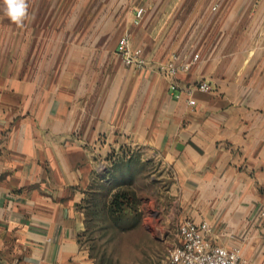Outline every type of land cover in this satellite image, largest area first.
Masks as SVG:
<instances>
[{
  "label": "crops",
  "instance_id": "crops-1",
  "mask_svg": "<svg viewBox=\"0 0 264 264\" xmlns=\"http://www.w3.org/2000/svg\"><path fill=\"white\" fill-rule=\"evenodd\" d=\"M26 3L17 25L0 0V264H96L80 205L122 147L170 171L178 224L264 264V0ZM127 34L144 68L123 62Z\"/></svg>",
  "mask_w": 264,
  "mask_h": 264
},
{
  "label": "rangeland",
  "instance_id": "rangeland-1",
  "mask_svg": "<svg viewBox=\"0 0 264 264\" xmlns=\"http://www.w3.org/2000/svg\"><path fill=\"white\" fill-rule=\"evenodd\" d=\"M105 158L99 182L96 178L80 205L85 217L81 246L96 264H170L169 252L178 243L170 171L141 149H113ZM118 192L127 193L132 203L125 199L124 211L113 215L111 201Z\"/></svg>",
  "mask_w": 264,
  "mask_h": 264
},
{
  "label": "built area",
  "instance_id": "built-area-1",
  "mask_svg": "<svg viewBox=\"0 0 264 264\" xmlns=\"http://www.w3.org/2000/svg\"><path fill=\"white\" fill-rule=\"evenodd\" d=\"M143 8L136 11V16L140 19L143 16ZM120 54L123 62L137 69L146 66V58L141 47L133 48L130 44L129 35H125L120 40ZM199 57L194 55L191 59L181 56H173L161 69L167 76H175L180 72L188 71L192 64L197 62ZM172 89L176 88L173 83ZM199 88L209 91L212 86L209 82L203 81ZM180 94H178V97ZM191 105L196 104L195 99H190ZM264 216V212H262ZM211 228L206 221L195 222L185 219L178 224L177 238L178 243L174 244L168 256L170 264H251L242 254L239 248H228L215 244L210 238Z\"/></svg>",
  "mask_w": 264,
  "mask_h": 264
},
{
  "label": "clouds",
  "instance_id": "clouds-1",
  "mask_svg": "<svg viewBox=\"0 0 264 264\" xmlns=\"http://www.w3.org/2000/svg\"><path fill=\"white\" fill-rule=\"evenodd\" d=\"M5 14L9 20L17 25H21L27 16L26 0H4Z\"/></svg>",
  "mask_w": 264,
  "mask_h": 264
},
{
  "label": "trees",
  "instance_id": "trees-1",
  "mask_svg": "<svg viewBox=\"0 0 264 264\" xmlns=\"http://www.w3.org/2000/svg\"><path fill=\"white\" fill-rule=\"evenodd\" d=\"M119 170H120V172L118 173L117 176H119L121 174L122 170L120 169V167H119ZM113 172L115 173V169H113ZM130 197H132V194ZM125 199H127L129 202L131 201V203H132V200L129 198L127 193L118 192L113 196L112 201H111V206H110L111 213L113 215H116L117 212L124 211Z\"/></svg>",
  "mask_w": 264,
  "mask_h": 264
}]
</instances>
